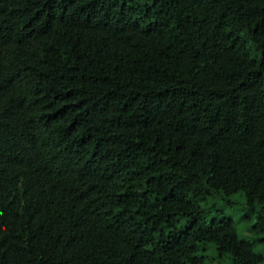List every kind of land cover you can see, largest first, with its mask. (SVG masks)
Instances as JSON below:
<instances>
[{
    "label": "trees",
    "instance_id": "1",
    "mask_svg": "<svg viewBox=\"0 0 264 264\" xmlns=\"http://www.w3.org/2000/svg\"><path fill=\"white\" fill-rule=\"evenodd\" d=\"M236 193L264 246V0H0V264H264Z\"/></svg>",
    "mask_w": 264,
    "mask_h": 264
},
{
    "label": "rangeland",
    "instance_id": "2",
    "mask_svg": "<svg viewBox=\"0 0 264 264\" xmlns=\"http://www.w3.org/2000/svg\"><path fill=\"white\" fill-rule=\"evenodd\" d=\"M218 215H222L234 222L237 235L253 244L257 253L264 254V246L250 230L255 224V215L245 208L244 194L236 193L229 197L215 196L202 205L197 219L205 224H210ZM186 226V223H180Z\"/></svg>",
    "mask_w": 264,
    "mask_h": 264
}]
</instances>
